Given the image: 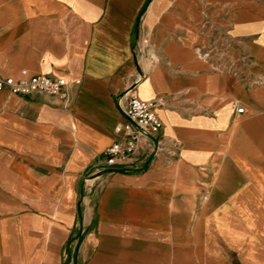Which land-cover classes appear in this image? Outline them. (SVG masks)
Instances as JSON below:
<instances>
[{"label": "crops", "instance_id": "1", "mask_svg": "<svg viewBox=\"0 0 264 264\" xmlns=\"http://www.w3.org/2000/svg\"><path fill=\"white\" fill-rule=\"evenodd\" d=\"M23 71L67 85L0 91V264H256L221 247L264 191V0H0ZM130 96L159 146L110 167Z\"/></svg>", "mask_w": 264, "mask_h": 264}, {"label": "built area", "instance_id": "2", "mask_svg": "<svg viewBox=\"0 0 264 264\" xmlns=\"http://www.w3.org/2000/svg\"><path fill=\"white\" fill-rule=\"evenodd\" d=\"M66 85V79L47 75L29 76L27 71H23L20 78L0 76V91L22 97L38 94L64 97ZM157 107L158 103L130 96L123 109V122L115 131L118 139L104 153L110 167L124 164L136 155L143 139L152 141L156 147L159 146L156 137L161 133L163 124L156 112ZM244 110L239 107L236 112L243 114Z\"/></svg>", "mask_w": 264, "mask_h": 264}, {"label": "rangeland", "instance_id": "3", "mask_svg": "<svg viewBox=\"0 0 264 264\" xmlns=\"http://www.w3.org/2000/svg\"><path fill=\"white\" fill-rule=\"evenodd\" d=\"M207 200V198H205ZM228 205L253 206L257 213L247 216V222L243 227L242 245L222 246L221 249L228 255L238 254L253 258L256 264H264V191L258 197L229 198ZM252 226V228H251Z\"/></svg>", "mask_w": 264, "mask_h": 264}]
</instances>
